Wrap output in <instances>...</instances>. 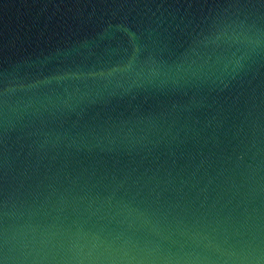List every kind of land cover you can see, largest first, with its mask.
Wrapping results in <instances>:
<instances>
[{
  "label": "water",
  "instance_id": "95a60500",
  "mask_svg": "<svg viewBox=\"0 0 264 264\" xmlns=\"http://www.w3.org/2000/svg\"><path fill=\"white\" fill-rule=\"evenodd\" d=\"M0 264H264V0H0Z\"/></svg>",
  "mask_w": 264,
  "mask_h": 264
}]
</instances>
